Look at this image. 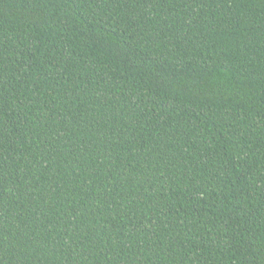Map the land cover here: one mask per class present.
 Returning <instances> with one entry per match:
<instances>
[{"label":"trees","instance_id":"obj_1","mask_svg":"<svg viewBox=\"0 0 264 264\" xmlns=\"http://www.w3.org/2000/svg\"><path fill=\"white\" fill-rule=\"evenodd\" d=\"M0 264H264V0H0Z\"/></svg>","mask_w":264,"mask_h":264}]
</instances>
